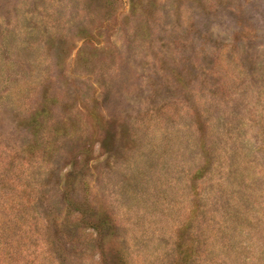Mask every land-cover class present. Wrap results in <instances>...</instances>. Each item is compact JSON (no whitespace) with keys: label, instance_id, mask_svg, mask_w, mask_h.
I'll return each mask as SVG.
<instances>
[{"label":"rangeland","instance_id":"374dc122","mask_svg":"<svg viewBox=\"0 0 264 264\" xmlns=\"http://www.w3.org/2000/svg\"><path fill=\"white\" fill-rule=\"evenodd\" d=\"M0 264H264V0H0Z\"/></svg>","mask_w":264,"mask_h":264}]
</instances>
